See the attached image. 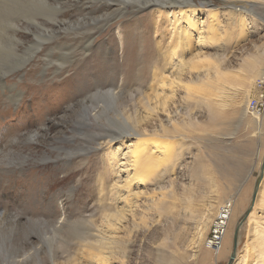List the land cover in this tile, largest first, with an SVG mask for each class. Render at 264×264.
Masks as SVG:
<instances>
[{
  "label": "rangeland",
  "instance_id": "374dc122",
  "mask_svg": "<svg viewBox=\"0 0 264 264\" xmlns=\"http://www.w3.org/2000/svg\"><path fill=\"white\" fill-rule=\"evenodd\" d=\"M82 1L87 5L31 0L34 8L19 13L15 0H0V215L12 210L21 218L18 224L9 220L0 225V264H97L80 247L73 226L55 235L41 225L40 234L30 239L32 248L28 246L24 219L50 220L53 212L58 213L57 226L65 212L69 221L80 224L84 218L97 233L126 244L123 253L108 254L105 264H226L264 157V121L253 124L242 117L264 70V1L254 0L260 8L252 10L250 0H197L214 7L217 41L200 47L192 38L189 49L177 48L173 58L165 55L172 35L169 22L157 25L154 15L148 16L151 9L136 13L140 4L129 0H123L124 16L93 31V47L84 54L85 11L96 1ZM27 2L21 0L23 6ZM242 8L248 9L246 16H240ZM199 18L204 31L207 16ZM196 56L206 60L194 70ZM156 66L169 79L194 83V90L174 87L171 94L168 86L163 92L157 86L148 89ZM73 71L79 80L70 84L66 78ZM109 84L149 94L156 114L139 127L171 143L161 150L165 153H157L160 162L146 171L147 181L130 190L118 189L132 173L125 157L134 138L113 164L109 139L95 142L96 126H84L81 111L73 112L78 100ZM156 95L168 97L165 107L156 105ZM34 108H40L37 122L27 117ZM135 114L139 120L146 116L140 105ZM161 121L167 134L160 129ZM48 125L51 130L39 142L23 141L27 127ZM231 196L232 215L222 250L215 255L205 242L218 209ZM108 207L125 215L112 232L104 223ZM253 207L258 228L247 218L236 255L248 248L245 264H264V174Z\"/></svg>",
  "mask_w": 264,
  "mask_h": 264
},
{
  "label": "bare ground",
  "instance_id": "6f19581e",
  "mask_svg": "<svg viewBox=\"0 0 264 264\" xmlns=\"http://www.w3.org/2000/svg\"><path fill=\"white\" fill-rule=\"evenodd\" d=\"M78 1L82 5H87V3L83 2L82 0H78ZM92 1H96V3L93 5H89V9L88 10L86 9L88 12L85 11V13H88V19L86 21V26H84L83 28L86 31L84 35L86 44L84 45V47H82V51L84 52V54L85 53L89 54L93 47V35H94L93 31L97 29L99 26L103 27L109 22L113 21L114 19L120 16H124L125 15L124 12H126L127 10L126 6H124L125 3L123 0H92ZM129 1L137 2L138 4H140L139 6L141 7L136 10H141V11H138L136 13L142 12L146 9H151L150 13H148V16L154 15L157 25H160L162 27V25L165 22H169V24L172 26V35L170 37L168 49H166L167 46L164 47L165 45L164 44L162 45L163 51H165L164 49L167 50L165 55L168 58H173L176 55L175 50L177 48L181 49L182 51H184L185 49H189L192 38L197 41V45H199L200 47L207 45L205 44L206 42L209 43V42L217 41V37L219 33L215 22L216 13L213 11L214 7H212L206 2L203 3L201 2V4L199 5L197 3V0H129ZM13 4H15L17 8L21 6L19 10H16L19 13H21V10H23V8H25V10L33 9L35 2H31V0H29V2H27V4L23 6V4H21V0H15ZM248 5L252 10L253 8L256 9V7H259V4H256L254 0L248 1ZM27 6H29V8H27ZM238 10H240L238 11L240 16L241 15L246 16L245 15L247 13L246 10L248 9L242 8ZM55 11L58 14L61 10H55ZM97 13L99 14L95 16V14ZM201 14L207 16V21L204 23V31H201L200 29L201 21L199 17ZM161 31L159 32L160 35H161ZM118 35H119L118 37L121 36V30L118 32ZM160 38L161 40H163V36H161ZM122 48L123 47L121 44V49ZM159 51L160 52L162 51L161 48H159ZM1 55L2 52L0 53V56ZM194 60L196 61L193 62V64L191 65V69L195 70L202 67V66L198 67L197 63H200V60L204 62V60H206V57L196 56L194 57ZM60 66H62V64H60ZM181 66H183V64H181L180 62V67ZM155 69L156 71L152 75L151 83L148 89L152 90L154 87L157 86L160 87L162 89L161 91L163 92L164 87L168 86L171 94L174 92V87L176 88L181 87L183 89L191 88L194 90L195 88L194 83H188V82L183 83V81H181L180 78L179 79L176 78L177 76L169 79L163 76V72L161 71L160 68L156 66ZM77 76H79L78 73L73 71L72 74H70L66 78V80L69 81L70 84H73L77 82L76 81L77 79L79 80V77ZM262 77L264 78V70H262V73L260 74L259 78ZM2 80L0 81V85L3 82ZM246 80H249V77L246 78ZM155 98L157 99L156 105H159L160 107H165L168 101L167 99L168 97H162L161 99L158 95H156ZM209 101L214 102L213 100H209ZM32 104L33 103L31 102L30 103L31 107ZM137 105H140V107L146 114V116L141 120H139L135 114V108ZM246 108L250 112L249 103L246 104ZM247 110L246 113L245 111L242 112L243 118L246 119L249 118V120L253 124L259 123L263 125L262 117H260V115H256L253 113H250L251 115H249L247 113ZM32 111L33 113H29L27 117L32 119L34 118L35 121L37 122L38 121L37 119L40 116V108L38 109L34 108V110ZM77 111H81V114H79L80 119L86 121L85 122L86 124H84V126L86 125L96 126L97 132L95 136H93L95 137L94 140L95 142L98 139L104 137H107L109 139L107 140V143L106 142L105 143L108 146L107 149L109 152L108 159L112 161L113 164H117L118 158L120 157L119 152L121 148L125 146V144L127 145V143L131 142V139L134 138L135 141L133 145L131 146L128 144V146L129 147L131 146V148L128 147L129 151L125 157L131 167L132 173L127 174L124 185L119 186L118 190L120 189L130 190L132 185L141 184V183L143 184L144 182H146L147 180L145 179V175H144L146 171L152 168L153 165H156L160 162L159 155L163 154L164 152V151L162 152L161 150L170 147L171 143L168 142L165 138H162L164 140H161V137L159 138L158 137L159 135L154 133V131L146 130L145 128L140 129L139 127L140 123L146 122V119L148 120L150 117L154 116L156 114V108L151 104L150 95L147 93L146 94L143 93V91H141L138 88H136L135 90H130V89H126L123 85H114V84L97 87L96 90L93 92V94H91L90 92L86 95L85 98L78 100V103L73 109L74 113H76ZM75 121L76 120H74V122ZM160 123H161L160 129L164 134H167L169 132L168 128L162 123V121ZM78 124L81 125V122H79ZM49 130H51L49 125L36 130H31L29 127H27L25 129V132L23 133V137H24L23 141L31 142L34 140L35 142L36 141L39 142L41 140L40 138H44L45 133L48 132ZM156 138H159L160 140H157ZM114 141H116L117 142L116 144L118 145L116 149L115 147L113 148ZM157 153L160 154L158 155ZM65 178L66 177H64L63 180ZM25 185L30 188L35 187V184L25 183ZM51 187L52 186H50L47 189V191H49ZM101 191L104 192L103 186ZM115 195L117 196L116 199L118 198L119 200L121 196L119 191L118 192L115 191ZM128 199L129 197L125 198L126 201L125 203H127V205H129ZM234 199H235L234 196L233 197L231 196L229 200H227V202L232 203L234 202ZM106 210L109 211L104 215L105 228L111 232L115 231L117 230L116 227L117 224L121 223L125 219L124 211L121 212L114 207H108V209ZM254 210L255 209L253 207V210L249 214L248 218L252 220L251 222L252 228L256 229L258 228L257 226L258 219H256L257 218L256 216H253L255 213ZM57 214H58L57 212L51 213L50 216L48 217L50 218V220H46V218L37 219V220H33L30 218L27 219L23 218L24 221H26L25 226L27 228L25 232L27 238L25 239H26V243L30 248H32L30 244L31 237H33V235L35 234H38L37 230L40 228L39 226L43 225L44 228L45 227L49 228L51 232H53L55 235L60 234L65 227L73 226L72 228H77L76 229L77 234H79L77 238L79 240L80 247L90 251L88 252L89 257L93 259L97 264L107 263L108 259L106 256L108 254L118 255L121 254L122 251L126 250L125 243L114 241L111 238H106L101 234L97 233L96 227L91 223V221H88L84 218L82 222L78 224L76 222L69 221L68 217L66 216V213L63 212L62 213L63 221L60 225L58 224L59 226H57V218H56V216H58ZM20 219L21 218H19V216L16 215L12 210L6 211L4 214L0 215V225L6 222L9 223V220L10 221L13 220L15 221V223L18 224V222H20ZM77 226H79L81 232L79 231ZM213 229H214V221L212 222L211 231L209 233L208 239L211 238V232ZM248 250L249 249L246 248L243 250L241 254L235 255L233 264H245L247 258L249 257L248 254H250ZM50 260L53 263L54 257L52 256ZM253 264H257V263L254 262Z\"/></svg>",
  "mask_w": 264,
  "mask_h": 264
},
{
  "label": "built area",
  "instance_id": "2783aa9c",
  "mask_svg": "<svg viewBox=\"0 0 264 264\" xmlns=\"http://www.w3.org/2000/svg\"><path fill=\"white\" fill-rule=\"evenodd\" d=\"M250 113L261 115L264 113V78L256 81V93L248 99ZM233 211V202L223 203L218 209V214L214 218V229L211 238L205 242V246L213 254L218 255L223 247V241L227 233L229 220Z\"/></svg>",
  "mask_w": 264,
  "mask_h": 264
},
{
  "label": "water",
  "instance_id": "95a60500",
  "mask_svg": "<svg viewBox=\"0 0 264 264\" xmlns=\"http://www.w3.org/2000/svg\"><path fill=\"white\" fill-rule=\"evenodd\" d=\"M263 174H264V157H263V160L261 163L260 172L258 174L256 181H255L254 190H253L252 197H251V204L249 205V207L244 212L243 216L240 218V220L237 222V224L235 226L234 233H233L232 252H231L226 264H233V262H234L236 250H237V246H238L239 232H240V229H241L243 223L247 220L249 214L251 213V211L253 209V205H254L256 197H257V191L259 188V184L263 178Z\"/></svg>",
  "mask_w": 264,
  "mask_h": 264
},
{
  "label": "crops",
  "instance_id": "0c3cea01",
  "mask_svg": "<svg viewBox=\"0 0 264 264\" xmlns=\"http://www.w3.org/2000/svg\"><path fill=\"white\" fill-rule=\"evenodd\" d=\"M262 121H264V118H262Z\"/></svg>",
  "mask_w": 264,
  "mask_h": 264
}]
</instances>
